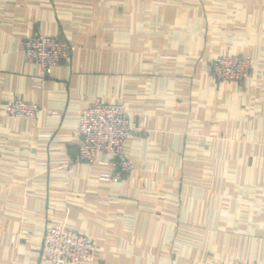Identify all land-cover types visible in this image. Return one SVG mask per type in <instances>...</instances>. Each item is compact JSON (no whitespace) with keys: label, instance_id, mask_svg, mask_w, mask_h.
<instances>
[{"label":"crops","instance_id":"0c3cea01","mask_svg":"<svg viewBox=\"0 0 264 264\" xmlns=\"http://www.w3.org/2000/svg\"><path fill=\"white\" fill-rule=\"evenodd\" d=\"M37 32L71 48L43 83L20 49ZM218 54L248 75L214 81ZM15 96L38 115L8 118ZM98 99L147 130L117 184L66 170ZM50 225L102 247L88 264H264V0H0V264H49Z\"/></svg>","mask_w":264,"mask_h":264},{"label":"built area","instance_id":"2783aa9c","mask_svg":"<svg viewBox=\"0 0 264 264\" xmlns=\"http://www.w3.org/2000/svg\"><path fill=\"white\" fill-rule=\"evenodd\" d=\"M20 49L24 60L37 68L42 83L71 52L67 42L42 32L25 38ZM250 62L249 58L241 55L218 54L211 59L208 73L216 82H239L248 75ZM39 111L36 103L25 101L18 96L4 104V112L8 118L33 119ZM57 115L61 114L58 112ZM133 132L146 133L147 130L131 120L125 104L95 100L79 113L75 129L79 140L78 151L66 164L67 172L72 174L73 166L78 162L102 166L106 168L99 173L102 182L120 183L122 176L134 169V163L127 156L125 149L126 140ZM102 155H107L108 159L101 160ZM27 233L25 228L19 232L20 235ZM101 249L102 247L88 236L55 225L45 229L40 246L43 258L49 264H88Z\"/></svg>","mask_w":264,"mask_h":264}]
</instances>
